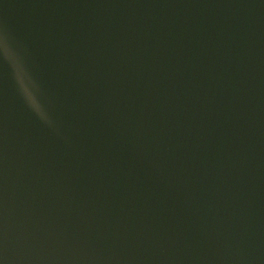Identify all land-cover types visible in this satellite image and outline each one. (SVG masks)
<instances>
[{
    "label": "water",
    "instance_id": "water-1",
    "mask_svg": "<svg viewBox=\"0 0 264 264\" xmlns=\"http://www.w3.org/2000/svg\"><path fill=\"white\" fill-rule=\"evenodd\" d=\"M0 264H264V0H0Z\"/></svg>",
    "mask_w": 264,
    "mask_h": 264
},
{
    "label": "clouds",
    "instance_id": "clouds-1",
    "mask_svg": "<svg viewBox=\"0 0 264 264\" xmlns=\"http://www.w3.org/2000/svg\"><path fill=\"white\" fill-rule=\"evenodd\" d=\"M17 79L18 80L21 79V72H20L19 68H17ZM33 86H35V85H33ZM23 95H24L26 103L30 107L34 108L37 112H39L40 108H39V105H38L37 101L34 98L33 93L31 91H29L28 88H24L23 89Z\"/></svg>",
    "mask_w": 264,
    "mask_h": 264
}]
</instances>
